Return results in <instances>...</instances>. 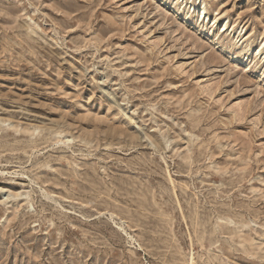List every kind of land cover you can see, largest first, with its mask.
<instances>
[{"label":"rangeland","instance_id":"374dc122","mask_svg":"<svg viewBox=\"0 0 264 264\" xmlns=\"http://www.w3.org/2000/svg\"><path fill=\"white\" fill-rule=\"evenodd\" d=\"M0 264H264V0H0Z\"/></svg>","mask_w":264,"mask_h":264}]
</instances>
